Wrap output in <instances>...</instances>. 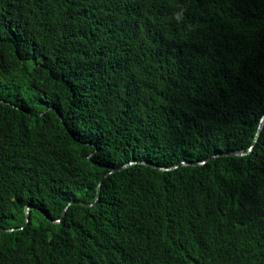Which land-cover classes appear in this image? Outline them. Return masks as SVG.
I'll return each instance as SVG.
<instances>
[{
    "label": "trees",
    "instance_id": "16d2710c",
    "mask_svg": "<svg viewBox=\"0 0 264 264\" xmlns=\"http://www.w3.org/2000/svg\"><path fill=\"white\" fill-rule=\"evenodd\" d=\"M263 116L264 0H0V264H264Z\"/></svg>",
    "mask_w": 264,
    "mask_h": 264
},
{
    "label": "water",
    "instance_id": "95a60500",
    "mask_svg": "<svg viewBox=\"0 0 264 264\" xmlns=\"http://www.w3.org/2000/svg\"><path fill=\"white\" fill-rule=\"evenodd\" d=\"M263 122H264V116L260 119V125H259L258 130H257V133H256V135H255V139H254L252 145L248 148V150H247L246 152H233V151H230V152H225V153H222V154H215V155H212V156L209 158V160H210V159H214V158H216V157H218V156L242 157V156H245L246 154L250 153V152L252 151V149H253V147H254L256 141H257V138H258V135H259V133H260V131H261V128H262V124H263ZM135 163H136V161L129 162V163H127V164H124V165L118 167L117 169H114L113 171H119V170L124 169V168H126V167H128V166H131L132 164H135ZM181 164H184V162H181ZM203 164H204V161H202V162H194V163H192V165H203ZM151 165H152V164H151ZM152 166H153L154 168H157L158 170H161V171H168V170L170 169V168L161 167V166H157V165H152ZM175 167H176V166H175ZM108 174H110V172H109V173H105V174H103L102 178H104V177H105L106 175H108ZM99 192H100V186H98V188H97V197H96V201L94 202V204H95V203L97 202V200H98ZM73 203H78V204H82V205H85V206H91V205H92V204H85V203H82V202H70V203L67 205V207H68L69 205L73 204ZM67 207L65 208V210L67 209ZM30 210H31V207H30V206L27 207V209H26V213H25V215H26V221H25V224L28 223ZM65 210H64L63 214L65 213ZM43 215H44V214H43ZM44 216H45V215H44ZM45 217H46V216H45ZM6 231H12V230H6Z\"/></svg>",
    "mask_w": 264,
    "mask_h": 264
}]
</instances>
